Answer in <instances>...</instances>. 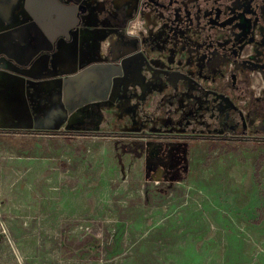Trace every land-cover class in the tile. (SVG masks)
Listing matches in <instances>:
<instances>
[{
    "label": "rangeland",
    "instance_id": "1",
    "mask_svg": "<svg viewBox=\"0 0 264 264\" xmlns=\"http://www.w3.org/2000/svg\"><path fill=\"white\" fill-rule=\"evenodd\" d=\"M95 1L82 25L135 18L134 0ZM119 53L31 101L33 125L0 130V264H264V105L244 115L247 79L107 102Z\"/></svg>",
    "mask_w": 264,
    "mask_h": 264
},
{
    "label": "flooded vegetation",
    "instance_id": "2",
    "mask_svg": "<svg viewBox=\"0 0 264 264\" xmlns=\"http://www.w3.org/2000/svg\"><path fill=\"white\" fill-rule=\"evenodd\" d=\"M93 1L81 11L100 12L95 7L98 1ZM99 1L104 6L106 0ZM122 3L114 0L115 6ZM129 9L135 18L121 30L99 28L100 33H93L101 41L95 62L108 68L117 48L124 58L117 87L107 102L119 101L136 87L141 92L139 103L151 93L154 102L173 105L172 94L180 83L195 92L212 83L234 93L246 78L249 96L239 100L244 115L253 101L264 105V0H134ZM121 38L136 45L122 46ZM97 69L88 72L106 73Z\"/></svg>",
    "mask_w": 264,
    "mask_h": 264
},
{
    "label": "crops",
    "instance_id": "3",
    "mask_svg": "<svg viewBox=\"0 0 264 264\" xmlns=\"http://www.w3.org/2000/svg\"><path fill=\"white\" fill-rule=\"evenodd\" d=\"M84 1L1 0L0 130L33 125L31 101L57 96L58 80L94 69L101 41L93 33L101 30L81 24ZM83 78L75 86L86 87Z\"/></svg>",
    "mask_w": 264,
    "mask_h": 264
},
{
    "label": "built area",
    "instance_id": "4",
    "mask_svg": "<svg viewBox=\"0 0 264 264\" xmlns=\"http://www.w3.org/2000/svg\"><path fill=\"white\" fill-rule=\"evenodd\" d=\"M133 31H134V25L131 26V28L129 29V34L131 33L130 35H132V33H134Z\"/></svg>",
    "mask_w": 264,
    "mask_h": 264
},
{
    "label": "clouds",
    "instance_id": "5",
    "mask_svg": "<svg viewBox=\"0 0 264 264\" xmlns=\"http://www.w3.org/2000/svg\"><path fill=\"white\" fill-rule=\"evenodd\" d=\"M138 23H139V24H140V26L142 27V23H143V22H142V21H138ZM130 34H131V33H130Z\"/></svg>",
    "mask_w": 264,
    "mask_h": 264
}]
</instances>
